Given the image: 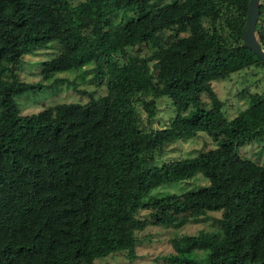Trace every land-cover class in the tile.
I'll return each mask as SVG.
<instances>
[{
  "label": "trees",
  "instance_id": "1",
  "mask_svg": "<svg viewBox=\"0 0 264 264\" xmlns=\"http://www.w3.org/2000/svg\"><path fill=\"white\" fill-rule=\"evenodd\" d=\"M246 4L0 0V264H93L121 250L132 257V231L148 220L169 223L173 217L165 212L177 209L192 217L219 210L220 234L171 238L174 253L165 257L168 262L264 264V164L237 151L264 133V94L249 93L247 105L227 118L210 87V81L240 68L264 67L242 44ZM127 9L132 16L110 24L115 12ZM168 28L187 34L159 48L152 66L150 58L108 62L109 54L155 41V33ZM53 41L59 49L41 61L43 78L91 62L106 92L87 93L83 103H56L20 114L13 96L32 85L17 81L14 67L22 54ZM202 92L207 107L201 105ZM159 96L169 99L173 116L164 126L143 130L133 103L141 99L148 108ZM195 131L210 136L214 147L144 165L142 153ZM196 172L206 184L178 197H152L150 218L136 216L151 189ZM195 249L204 250L203 256L195 258Z\"/></svg>",
  "mask_w": 264,
  "mask_h": 264
},
{
  "label": "rangeland",
  "instance_id": "2",
  "mask_svg": "<svg viewBox=\"0 0 264 264\" xmlns=\"http://www.w3.org/2000/svg\"><path fill=\"white\" fill-rule=\"evenodd\" d=\"M67 1L73 5L82 0ZM166 1L168 0H151V3L161 4ZM257 3L261 9L258 11L256 19L262 20L264 19V0H257ZM132 14L131 9L123 12L117 11L111 16L110 24L118 25ZM185 34H187V30L180 32H174L172 28L160 30L155 33V41L126 45L120 51L109 54L108 62L120 65L130 60L150 58L147 65L152 66V55L159 48L176 36ZM261 47L264 49V46ZM58 49V43L53 41L48 47L20 56L18 64L14 67L16 79L32 85L13 96L20 114L34 113L56 103H83L87 100V93H91L94 97L106 92L104 79L99 78L93 72V63L91 62L81 67L55 71L49 77L43 78L39 72L41 61L52 57L58 52ZM210 87L222 102L220 109L223 115L227 118L232 117L247 105L249 93L264 94V67L250 65L240 68L230 72L221 80L210 81ZM142 97L148 99V95L139 96V98ZM200 102L204 107L209 106L205 92L200 94ZM133 107L138 127L143 130L166 125L174 113L166 96L156 97L148 108L145 107L141 99L134 102ZM214 145L215 142L210 136L202 131H195L187 138L177 139L142 153L144 165H158L164 161L192 156L196 151L213 148ZM237 151L242 158L264 164V133L246 140L238 147ZM206 182V178L196 172L185 180L161 183L142 198L144 206L137 210L136 216L145 219V221L150 218L152 208L148 202L152 197L164 195L178 197L182 192L206 184ZM164 215L165 217L172 216L173 220L166 224L151 223L148 220L141 228L132 231L133 237L136 239L132 257H128L126 251L121 250L95 258L93 264H172L165 259L167 255L174 253L170 245L171 238L199 232L220 234L216 223V218L220 216L219 210H205L192 217L184 210L177 209L168 210ZM192 253L195 258H200L203 256L204 250L195 249Z\"/></svg>",
  "mask_w": 264,
  "mask_h": 264
},
{
  "label": "water",
  "instance_id": "3",
  "mask_svg": "<svg viewBox=\"0 0 264 264\" xmlns=\"http://www.w3.org/2000/svg\"><path fill=\"white\" fill-rule=\"evenodd\" d=\"M258 6L257 0H247L245 9V27L241 33V40L243 45L264 62V49L260 47L254 36Z\"/></svg>",
  "mask_w": 264,
  "mask_h": 264
},
{
  "label": "built area",
  "instance_id": "4",
  "mask_svg": "<svg viewBox=\"0 0 264 264\" xmlns=\"http://www.w3.org/2000/svg\"><path fill=\"white\" fill-rule=\"evenodd\" d=\"M254 35L259 43L260 47L264 46V19L259 20L256 19L255 27H254ZM262 48V47H261Z\"/></svg>",
  "mask_w": 264,
  "mask_h": 264
}]
</instances>
